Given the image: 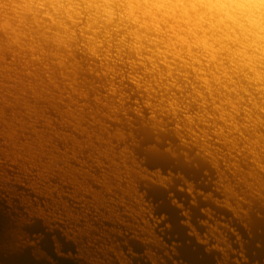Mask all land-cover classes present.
<instances>
[{
  "label": "water",
  "instance_id": "95a60500",
  "mask_svg": "<svg viewBox=\"0 0 264 264\" xmlns=\"http://www.w3.org/2000/svg\"><path fill=\"white\" fill-rule=\"evenodd\" d=\"M12 61L7 55L5 63ZM15 79L4 81L6 88L19 84ZM124 83L128 100L119 122L101 117V125L92 123L87 109L96 110V91H90L89 101L78 99L85 113L82 126L111 140L102 143L91 136L92 146L80 150L68 137L85 144L86 135L71 128L72 119L64 124L57 111L47 108L48 127L32 111L5 107L0 120V264H264V189L244 176L253 163L238 155L241 174L227 169L228 159L220 156L216 170L183 130L189 147L180 143L168 117L162 119L165 131L154 133L148 108L135 87ZM105 92L99 88L96 93ZM2 96L13 98L0 89ZM23 96L34 103L29 91ZM67 103L66 97L57 102L60 111L78 105ZM45 105L41 101L39 108ZM136 105L141 116L133 113ZM16 109L32 126L21 130L14 122L15 138L9 139L6 124L17 117ZM32 128L49 140L42 148ZM117 130L123 139L113 138ZM209 142L212 152L226 151L215 136ZM105 149L108 159L101 155ZM256 175L264 182L263 171L256 169ZM244 178L255 187L248 188ZM228 185L236 198L228 197Z\"/></svg>",
  "mask_w": 264,
  "mask_h": 264
},
{
  "label": "bare ground",
  "instance_id": "6f19581e",
  "mask_svg": "<svg viewBox=\"0 0 264 264\" xmlns=\"http://www.w3.org/2000/svg\"><path fill=\"white\" fill-rule=\"evenodd\" d=\"M7 55L12 65L5 63ZM12 78L19 84L6 88L4 81ZM126 80L148 108L154 133L165 131L162 119L168 117L180 143L189 147L183 130L216 170L220 156L238 173V155L252 162L244 176L264 189L256 175V169L264 172V0H0V89L13 96L0 98V120L6 106L22 107L49 127L44 111L51 108L86 135L85 144L68 137L78 150L92 146L91 136L110 143L95 128L82 126L78 99L106 90L104 96L93 93L97 108H88L87 115L93 124L101 125V117L119 122L118 113L126 112ZM27 91L34 103L23 96ZM64 97L67 105L78 104L74 111H60L57 102ZM13 111L18 114L6 124L9 139L15 138L14 122L21 130L32 126L19 109ZM140 111L134 106L133 113L141 116ZM32 130L42 148L49 140ZM211 135L225 152L211 151ZM123 137L119 130L113 135ZM105 151L101 155L108 159ZM126 151L124 146L121 154ZM115 173L119 179L121 171ZM224 190L236 198L229 185Z\"/></svg>",
  "mask_w": 264,
  "mask_h": 264
}]
</instances>
